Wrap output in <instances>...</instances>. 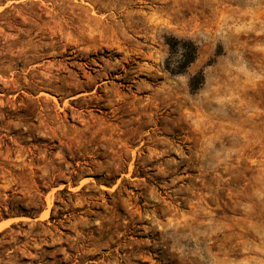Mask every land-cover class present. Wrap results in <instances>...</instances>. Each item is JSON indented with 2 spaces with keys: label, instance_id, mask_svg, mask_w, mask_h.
I'll return each mask as SVG.
<instances>
[{
  "label": "rangeland",
  "instance_id": "1",
  "mask_svg": "<svg viewBox=\"0 0 264 264\" xmlns=\"http://www.w3.org/2000/svg\"><path fill=\"white\" fill-rule=\"evenodd\" d=\"M1 233L0 264H264V0H0Z\"/></svg>",
  "mask_w": 264,
  "mask_h": 264
},
{
  "label": "trees",
  "instance_id": "2",
  "mask_svg": "<svg viewBox=\"0 0 264 264\" xmlns=\"http://www.w3.org/2000/svg\"><path fill=\"white\" fill-rule=\"evenodd\" d=\"M170 58L166 62V70L172 74H180L184 72L197 58V48L195 44L191 41L179 40L176 38H169L166 42ZM173 63H172V62ZM202 81V76L192 77L190 80V87L195 88ZM1 218H6L5 212L1 211ZM12 227H14L12 225ZM2 236V233L0 234ZM2 248H0V252ZM2 255H0V259ZM3 260V259H2ZM1 260V261H2Z\"/></svg>",
  "mask_w": 264,
  "mask_h": 264
}]
</instances>
